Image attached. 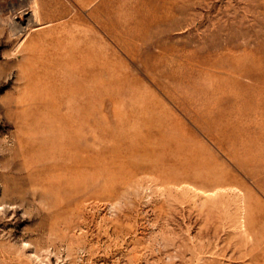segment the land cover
Returning a JSON list of instances; mask_svg holds the SVG:
<instances>
[{"label":"rangeland","instance_id":"1","mask_svg":"<svg viewBox=\"0 0 264 264\" xmlns=\"http://www.w3.org/2000/svg\"><path fill=\"white\" fill-rule=\"evenodd\" d=\"M0 264H264V0H0Z\"/></svg>","mask_w":264,"mask_h":264}]
</instances>
